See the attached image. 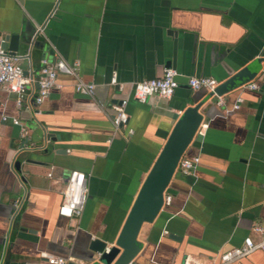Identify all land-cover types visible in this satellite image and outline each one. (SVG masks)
Returning <instances> with one entry per match:
<instances>
[{
  "label": "crops",
  "instance_id": "crops-1",
  "mask_svg": "<svg viewBox=\"0 0 264 264\" xmlns=\"http://www.w3.org/2000/svg\"><path fill=\"white\" fill-rule=\"evenodd\" d=\"M54 1L0 0L1 34L42 24V50L24 45L13 54L23 71L34 74L42 57L76 67L59 72L39 104L29 98L16 107L0 89V264H45L47 255L87 264L79 258L88 237L117 234L177 116L209 93L182 155L198 162L187 173L175 169L168 201L139 229L135 263L182 264L188 256L214 264L245 236L256 240L249 228L264 220V0ZM165 63L179 73L171 96L133 99L131 83L160 76ZM245 65L260 66L251 79L257 88L227 87ZM191 76L216 84L193 91ZM78 81L93 83L92 93H77ZM120 102L127 119L115 127L112 105ZM70 170L86 174L87 195L81 215L68 219L57 207ZM229 264H264V251Z\"/></svg>",
  "mask_w": 264,
  "mask_h": 264
},
{
  "label": "built area",
  "instance_id": "built-area-1",
  "mask_svg": "<svg viewBox=\"0 0 264 264\" xmlns=\"http://www.w3.org/2000/svg\"><path fill=\"white\" fill-rule=\"evenodd\" d=\"M75 66H67L61 60H49L40 58L37 70L34 74L24 75L23 68L19 64L17 57L10 54L0 46V89L14 96V104L19 107L24 101L31 98L34 104H39L47 97L51 87L54 85L56 75L59 72L74 74ZM264 76V72L262 73ZM179 73L171 68L164 67L160 76L151 79H141L131 83V97L136 101H142L147 97L156 96L159 98H169L175 88L178 87ZM111 84L115 83L114 76L111 77ZM186 85L190 90H208L216 84V80L206 76H191L186 78ZM257 82L250 80L241 84L240 88L254 90L257 88ZM93 83L76 82L73 89L80 94L89 95L93 90ZM242 102V97L237 96L232 104L233 109H237ZM218 104L221 103L218 96ZM115 111L112 116V123L115 127L123 125L126 122L127 115L123 109V103H114L112 105ZM6 116L2 115L1 120H5ZM12 124L19 125L17 119H12ZM198 129V128H197ZM22 135L26 134V130L20 127ZM198 132V130H196ZM198 162L197 157H180L177 161L176 168L182 173H187ZM50 176L48 172L46 174ZM87 195L86 177L83 172L70 170L64 176V185L61 192V200L57 207V214L65 218H74L81 215ZM168 201V197L163 195V203ZM250 232L257 236L253 240L250 236H245L238 246L228 248L219 253L216 263L229 264L250 254L255 250L264 251V220H258L251 224ZM107 252V247L104 248ZM68 258L60 255L45 256V264H66ZM136 264V263H130ZM182 264H200L188 256H185Z\"/></svg>",
  "mask_w": 264,
  "mask_h": 264
},
{
  "label": "water",
  "instance_id": "water-1",
  "mask_svg": "<svg viewBox=\"0 0 264 264\" xmlns=\"http://www.w3.org/2000/svg\"><path fill=\"white\" fill-rule=\"evenodd\" d=\"M54 2L57 3L58 0ZM51 14L49 13L47 18ZM38 26L37 28L30 24L28 29L25 28L22 31L0 33V46L12 55L18 50L19 46L24 45L36 47L41 51L43 42L37 36L40 34L42 24H38ZM167 33L176 34V31L167 29ZM164 66L169 67L168 63H165ZM259 68L260 66L245 65L232 74L224 84L229 88L238 87L253 79ZM23 74L30 75L28 71H23ZM210 95L211 93L195 101L193 105H188L177 116L168 137L141 181L117 234L109 238L88 237L85 253L79 258L81 261H89L87 264L135 263L136 255L142 246V243L137 239L139 229L143 223L152 222L162 210L164 191L175 173L177 161L184 155L188 145L191 144L201 123L202 115L198 108ZM189 101L193 102V98H188L187 102ZM25 144L26 139H23L20 146L23 151H26L25 146H23ZM27 161L31 160L27 159ZM19 163L20 161L16 160L13 166L18 168ZM84 175L86 177L85 173ZM164 232L169 238L176 241L180 240L179 236L167 233L165 230ZM105 247H107V252L103 251ZM94 256L95 259H93ZM1 264L21 263L4 261ZM66 264L77 263L68 260Z\"/></svg>",
  "mask_w": 264,
  "mask_h": 264
}]
</instances>
